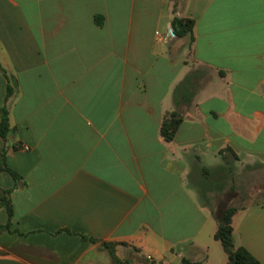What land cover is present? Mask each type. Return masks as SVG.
I'll return each instance as SVG.
<instances>
[{
	"label": "crops",
	"instance_id": "obj_1",
	"mask_svg": "<svg viewBox=\"0 0 264 264\" xmlns=\"http://www.w3.org/2000/svg\"><path fill=\"white\" fill-rule=\"evenodd\" d=\"M3 110L0 264H227L214 177L264 170V0H0ZM237 209L264 264V204Z\"/></svg>",
	"mask_w": 264,
	"mask_h": 264
},
{
	"label": "trees",
	"instance_id": "obj_2",
	"mask_svg": "<svg viewBox=\"0 0 264 264\" xmlns=\"http://www.w3.org/2000/svg\"><path fill=\"white\" fill-rule=\"evenodd\" d=\"M101 18H95V22L100 24ZM193 22L191 20H181L174 18L171 21V29L175 38L180 39L189 37L192 39ZM178 91V89H177ZM176 91V92H177ZM181 123V118L176 113H171L169 117L163 120L160 128V134L165 141H171L177 127ZM9 132V125L7 120V114L3 110L0 118V137L5 140ZM0 172L8 173L14 180H18L19 176L11 171L5 164L4 155L0 154ZM8 192L3 191L0 194V207H3L7 215H11V203L7 198ZM230 199H226L224 202H219L213 212V217L217 222V229L214 234V239L218 241L227 256V264H259V262L243 247L235 248L233 245V229L231 226V220L234 214L238 211L237 208L230 206ZM9 225L0 226V231L8 230ZM85 239V236H81ZM94 241V239H89ZM109 249V253L113 261L117 264H129L127 261L121 262L116 260L112 249ZM146 260V259H145ZM147 261V260H146ZM148 262V261H147ZM181 264H200L191 263L187 260H182Z\"/></svg>",
	"mask_w": 264,
	"mask_h": 264
},
{
	"label": "rangeland",
	"instance_id": "obj_3",
	"mask_svg": "<svg viewBox=\"0 0 264 264\" xmlns=\"http://www.w3.org/2000/svg\"><path fill=\"white\" fill-rule=\"evenodd\" d=\"M224 161L223 168L215 170V181L222 183L223 188H231L223 194L218 200L224 202L230 199V206L239 208L241 206H251L254 204H264V177H257L259 173L263 175V171H255L253 167L241 168L229 157ZM257 174V176H256ZM132 255L127 262L129 264H142L135 261ZM130 260V261H129Z\"/></svg>",
	"mask_w": 264,
	"mask_h": 264
},
{
	"label": "built area",
	"instance_id": "obj_4",
	"mask_svg": "<svg viewBox=\"0 0 264 264\" xmlns=\"http://www.w3.org/2000/svg\"><path fill=\"white\" fill-rule=\"evenodd\" d=\"M174 38H175V36H174L172 30L169 29L168 32L165 34L163 40H165V41H171V40H173ZM146 260H147V261H151V259H150L149 257H146Z\"/></svg>",
	"mask_w": 264,
	"mask_h": 264
}]
</instances>
